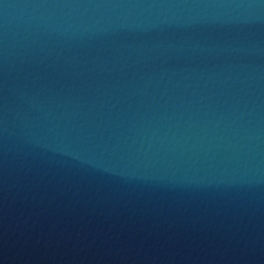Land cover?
Segmentation results:
<instances>
[{
  "label": "water",
  "instance_id": "95a60500",
  "mask_svg": "<svg viewBox=\"0 0 264 264\" xmlns=\"http://www.w3.org/2000/svg\"><path fill=\"white\" fill-rule=\"evenodd\" d=\"M0 264H264V0H0Z\"/></svg>",
  "mask_w": 264,
  "mask_h": 264
}]
</instances>
